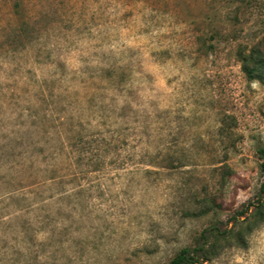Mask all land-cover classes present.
<instances>
[{"label": "rangeland", "instance_id": "rangeland-1", "mask_svg": "<svg viewBox=\"0 0 264 264\" xmlns=\"http://www.w3.org/2000/svg\"><path fill=\"white\" fill-rule=\"evenodd\" d=\"M261 146L264 0H0V264H264Z\"/></svg>", "mask_w": 264, "mask_h": 264}, {"label": "trees", "instance_id": "trees-1", "mask_svg": "<svg viewBox=\"0 0 264 264\" xmlns=\"http://www.w3.org/2000/svg\"><path fill=\"white\" fill-rule=\"evenodd\" d=\"M258 154L261 158V172L264 175V146H261L258 148ZM263 190H264V184H263ZM252 206L255 207V211L252 216H255L258 213V210L262 207H264V195L259 199L258 204H252ZM250 209H247V211L240 212L238 216H243L245 213H248ZM236 219V218H235ZM220 232V227L213 226L210 227L208 230L205 231L204 238L205 242L199 244L193 251L190 250V248H185L181 251V253L175 257L169 264H198L200 260L206 257L207 254V244L208 239L211 235L215 233Z\"/></svg>", "mask_w": 264, "mask_h": 264}]
</instances>
